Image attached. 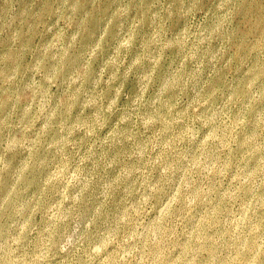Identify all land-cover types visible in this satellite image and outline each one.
Returning a JSON list of instances; mask_svg holds the SVG:
<instances>
[{"label": "rangeland", "instance_id": "374dc122", "mask_svg": "<svg viewBox=\"0 0 264 264\" xmlns=\"http://www.w3.org/2000/svg\"><path fill=\"white\" fill-rule=\"evenodd\" d=\"M0 264H264V0H0Z\"/></svg>", "mask_w": 264, "mask_h": 264}]
</instances>
